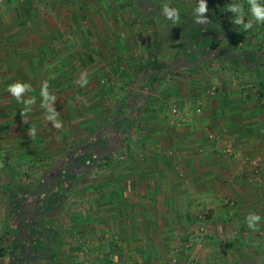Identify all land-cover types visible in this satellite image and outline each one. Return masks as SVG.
<instances>
[{
  "label": "crops",
  "instance_id": "obj_1",
  "mask_svg": "<svg viewBox=\"0 0 264 264\" xmlns=\"http://www.w3.org/2000/svg\"><path fill=\"white\" fill-rule=\"evenodd\" d=\"M15 2L13 0L6 5V8H12V13L15 11L13 5H19ZM19 8L18 6L17 9ZM23 8H25L26 16H23L21 23L15 15L11 17V21L6 22L7 24L1 23V26H4L2 31L0 30L1 86L4 84L7 88L16 82L30 85L41 74L44 80L48 77L47 84L53 83V89L56 87L60 89V86L67 82L70 90L76 89L78 83L88 88L93 83L92 78L88 76L89 71L81 78L84 73L79 75L77 65L71 62L75 61L74 53L77 47L61 44L60 37L68 33V30L64 33L60 29L64 21L55 16L56 24L53 30L47 29V21L45 22L44 19L40 21L41 25L38 26L36 23L38 27L34 28L31 25L30 13L35 16L36 11L38 13L40 11L36 10V6L31 10L30 7ZM40 18L43 17L40 16ZM116 20L122 21V27L116 36L115 43L122 42L124 37L125 40L133 37L132 15L130 14L129 18L124 15L120 18L117 15ZM107 47L105 50L112 54L124 52L127 48L125 45H119V49H115L113 44ZM131 52L134 56H138L135 50L131 49ZM136 60L138 61L133 64L140 68L141 58ZM99 65L104 66L102 63ZM118 65L119 59L110 67L117 70ZM261 65H264V62ZM261 65L258 64L257 68L260 69ZM33 68H36L37 76H34ZM38 68L43 69V72H40ZM99 72L104 76V70H98L95 73ZM221 73L227 72L219 70V74ZM260 73L262 75L264 72L260 71ZM99 75L95 74L97 78ZM109 75H113L112 71ZM137 75L130 78L136 79ZM226 75L229 78L224 79L222 93L218 91L220 87L216 84L213 87L217 90L213 94H210L208 89L207 92L195 97L194 86L189 83L185 86L180 81L176 83L175 80L151 83V78L147 79L145 87L141 89L143 93H149V101L146 103L147 110L144 111L140 102L141 97L139 98L138 112L141 113V118L135 123L130 145L131 149L140 146L139 149L148 148L153 152L150 151V157L148 152L144 157H140L138 152L140 160L130 154L121 158L125 165L118 176V179L122 181L120 184L122 187H113L110 184L105 187L103 195L106 197V202L102 204V216L95 223L99 226L97 228L101 229L97 232L100 235H97L98 239L95 242H100L105 248L114 244L113 248L121 252L120 258L129 260L127 264H174V258H177V264H216L217 255L225 252L213 248L211 246L213 242L237 240L238 233L243 236L242 239L257 243L264 242V98L262 99L255 91L251 83L254 79H251L249 75H245L244 78L237 73ZM125 80L121 77V82H117L118 86L109 88L112 86L109 84L102 101L99 96L94 97L92 102L87 104L89 110L86 111L85 116L92 128L100 123L106 124L110 113L114 111L109 112L110 107L114 108L115 103L121 101L124 95ZM174 85L176 87H173ZM196 89H200V83ZM27 94L26 90L23 98L28 99ZM49 94L55 96V100L59 102L63 98L55 91L54 94ZM69 95L70 99L76 98L71 93ZM39 97L42 99L41 95ZM67 97L68 95L65 94L64 99ZM199 103L202 104L201 113L196 112ZM176 104H180L182 112L189 113V120H174L171 116V108ZM52 106L57 105L53 102ZM8 108L7 110L5 108L6 116L17 114L14 106ZM123 109L122 106L120 110L123 111ZM75 110V120L79 122L76 117L78 110ZM24 118L26 119V117L21 119L24 120ZM11 126L13 130H20L19 125L11 124ZM91 130L93 132V129ZM191 132L195 135L192 136ZM145 135L146 139L143 137ZM228 137L233 140L238 156L229 157L223 152V143ZM165 138L167 141L164 140ZM163 147H166L167 154L174 152L172 155L166 154L169 157L167 159L169 163L163 156L154 155ZM246 158L260 159L259 171H255ZM121 159L119 162H122ZM176 159L180 160L183 166L188 165L185 166L187 169H190V165L198 159L196 161L197 176L188 173L186 178L187 184L193 186V192L184 187L186 181H183L181 175L176 172L179 180L175 181L170 170L173 164L177 163ZM130 183L133 184L130 186ZM179 183L183 188H178ZM194 193L200 200L206 197L214 198L211 207L203 208L206 211L203 213L208 214L205 224L216 234L214 240L209 241L198 235L200 224L198 216L202 214H196L198 208L182 206L181 200L176 203L172 201L175 197L192 196ZM127 195L135 197L133 206H129L122 200L126 199ZM249 213L258 214L262 218L257 231L247 227L245 218ZM177 228L188 230L181 235L182 230L177 231ZM190 237H193L195 243L200 244L193 250L196 260L184 254L175 256L172 253L174 247L189 241ZM225 254L229 256V259L222 264H231V255Z\"/></svg>",
  "mask_w": 264,
  "mask_h": 264
},
{
  "label": "trees",
  "instance_id": "obj_2",
  "mask_svg": "<svg viewBox=\"0 0 264 264\" xmlns=\"http://www.w3.org/2000/svg\"><path fill=\"white\" fill-rule=\"evenodd\" d=\"M158 1L118 0L130 9L133 37L128 40L124 37L114 45L115 49L119 45L127 47L118 53L117 67L126 80L124 95L113 106L115 109L110 107L109 112L114 111L106 124H97L93 132L88 131L86 137L67 148L59 158L27 173H22L0 154V173L6 176L8 196V225L0 236V264H97L63 256L56 239L61 237L70 198L78 185L111 168L131 151L135 123L141 118L140 97L141 106L147 110L149 93L141 90L147 79L151 78V83L169 82L181 78L185 72L204 77L220 70L243 78L249 75L254 79L251 83L255 91L264 98V73L261 75L257 68L263 63L262 54L247 49L253 41L241 26L233 23L235 14L226 11L228 6L242 5L244 19H251L246 0H206L209 23L200 25L194 23L193 13L198 0H188L178 8L180 18L175 23L166 18ZM258 2L261 4L263 0ZM257 27L260 26L254 22V28ZM137 36L143 38L138 40ZM138 42H143L142 50ZM131 49L137 50V55L140 51L144 53L140 68L133 64L140 55L134 56ZM81 70L79 75L85 67ZM134 75L138 77L131 79ZM102 77L103 73L99 80ZM76 117L80 119L79 112ZM44 236L50 238L47 246H44ZM7 238L9 244L4 246ZM211 246L229 253L231 264H264V242L227 239L213 242Z\"/></svg>",
  "mask_w": 264,
  "mask_h": 264
},
{
  "label": "rangeland",
  "instance_id": "obj_3",
  "mask_svg": "<svg viewBox=\"0 0 264 264\" xmlns=\"http://www.w3.org/2000/svg\"><path fill=\"white\" fill-rule=\"evenodd\" d=\"M15 1V3L18 2L19 5H13L15 7L14 13L11 11L12 8H6V5L10 2H13V0H8L7 3L5 2L6 4L4 3V5L0 8V30L2 31V28L4 27L3 25L1 26V23L3 22V24H7L6 22H8V20L11 21V17L13 18L14 15L16 18L20 19L19 22L21 23L23 16H26V12L24 11L25 8H23L24 6L28 8L30 7V10L36 6V10L40 11L39 13L36 11L35 16L32 15L33 13H30V20H32L31 25L34 26V28H37L39 25H41L40 21L44 19L45 22L47 21V29L53 30V26L56 24L54 22V17L56 16L58 19L61 18L64 22L62 27L58 28H60L64 33L68 30V33H62L63 35L60 37L62 41L61 44L67 46L75 45V47H77V53H74L76 55L75 61L73 60L71 62L72 64L77 65L78 71H83L81 69L85 67L83 72L84 74L81 76V78L84 77L89 71L88 76L92 78L93 82L88 86V88H86L84 84L78 83L76 89L72 88V90L69 89L68 82L62 84L60 89L57 87L56 89H53V83H50L51 85L48 84L49 93L54 94V91L58 92L63 98L60 102L58 100H50L49 102L44 103L43 98L41 99L39 95H41V87L45 82L49 81V79H47L48 77L46 75L45 76L47 78L45 80L42 78L43 76L41 74L37 76V70L36 68H33V74L34 76H37V78L35 82H32L33 84L30 83L31 90L30 93L28 91L27 94L29 96L28 99H35V103L33 105H26L23 102H18L14 97L11 95L9 96L10 93L7 91L8 87L6 88L4 84H2V86L0 84V154L10 163L14 164L18 169H20L22 173H27L29 170L47 165L56 158H59L60 154L64 153L67 148L71 147L77 141L86 137L88 130L92 129L91 123H88L87 117L85 116L86 111L89 110V106L87 104L91 103L94 97L97 98L100 96V101H102L103 96H105L107 91V86L109 84L112 85L109 86V88L118 86L117 82H121L120 79L122 77L121 74V76L118 75V70H114L110 67L111 65L118 62V53L113 52L112 54V52L105 50V48H108V45L113 44L114 46L116 44V36L118 32L120 33L122 27V21L116 20L117 15L120 18H122L123 15L126 18H129L131 12L129 8L124 7L117 0ZM158 2L160 3L159 6L161 9H163L165 5H168L169 7L175 6V8L178 9L183 4L188 2V0H159ZM21 4H23V6ZM261 4L264 5L263 2ZM18 6L20 7L19 9H17ZM40 16L43 18L41 19ZM67 17L69 18L67 19ZM36 23L38 26H36ZM258 26L260 27H253L252 29L245 32L247 36L253 41L252 45L248 46L247 49L257 50L260 52V54H262V61L264 62V24H258ZM137 38L138 40H141L143 36H137ZM138 43L139 50H142L143 42ZM65 54L67 58V52ZM143 54L144 53L140 51L139 58H141ZM101 63L104 64V66L101 67L99 65ZM87 65L88 70L86 71ZM38 69L40 72H43V69ZM98 70H104V76L102 77L103 80H99V78L95 76V74H101V72L94 73ZM111 71L113 75L110 76L109 73ZM260 71L264 72V65H261ZM226 74L227 73L219 74V71H215L212 73V75L203 77L197 73L190 74L185 72L181 78H175V81L176 83L177 81L182 82L183 86H185V84L187 85V83H189V85H193L194 96L197 97L202 93L207 92L208 89L209 93L213 94V91L217 90H213V86L216 84H218L220 87L218 91L222 93L224 90V79L226 77L229 78V76ZM39 81H41V83H39ZM62 81L64 82L65 80ZM173 81L174 80L171 82ZM197 82L200 83V89H196L198 88L199 84ZM173 87H176V85ZM70 93L76 98L70 99ZM65 94L66 96L68 95L67 99H64ZM23 100L27 99L23 98ZM53 102L56 103V107L52 106ZM9 106H14V110L16 111L15 113L17 114L13 116H6L7 112L5 113V111L9 109ZM24 108L31 110L26 116H24L26 117L24 120H26L27 123H24L21 119L23 117H21L20 113ZM50 109H54L55 112L59 113V117H56V119H59L62 124L59 129L53 127L52 123L45 119V116L49 114ZM74 109H76L75 111L78 110L77 112L83 113V115L81 114L79 122H76L75 120ZM11 124L16 126L19 125L20 130H13ZM32 127L36 129V133L34 136L30 137L28 135V130ZM191 135L194 136L195 134L191 132ZM143 137L145 138L146 135ZM164 140L167 141V138ZM28 146L29 148H27ZM139 147L140 146L131 149L129 154L133 155V157L138 160H140L138 156L139 153L140 157H144L146 152H148V156L150 157L151 152H153L151 149H139ZM166 152V147H163L158 152L154 153V155L163 156L166 159V162L169 163L167 160L169 157L166 156ZM173 153L174 152L172 151L169 154L172 155ZM129 154L125 156H128ZM197 160H195L192 165H190V169H187L185 166L188 165L183 166V163L176 159L177 163L173 164V167L170 170L173 173V177H175V181L178 182L179 180L178 176L175 174L176 172L181 175V179H184L183 181H186L184 187L192 192L193 186L191 187V184H187L186 178L188 173L190 175L194 174L195 177L197 176ZM121 161L123 162L124 160L121 159ZM122 162H118L111 168L102 170V172L86 178L80 183V185H78L76 190L73 191V194L70 198V204L68 206V212L65 215L66 222L63 224L61 237L58 239L55 238L57 246L60 248L63 256L72 259H79L80 261H85L87 263L110 264V261L108 260L109 258L107 259V257H110V255L114 253L115 257L117 258V262L115 264L128 263L129 260L127 261V259H124L123 257L120 258L121 252H118V249L113 248L114 244L110 245L108 248H105L100 242H95V240L98 239L97 235H100V233L97 232L101 231L100 228H97L99 226L95 223L99 221V217L102 216V204L106 202V197L103 195V192H105V187H107L108 184L112 185L113 187H122V185H120L122 181L120 178L118 179L121 169L125 166L124 162ZM6 181V176L0 173V236H3V233L5 229H7L8 225V218L6 216V209L8 207ZM117 183L119 184L117 185ZM132 184L133 183H130V186ZM178 186V188H183L181 183H179ZM134 198V196L127 195L126 199L122 200L129 206H133L135 204ZM198 199L199 197L196 193H194L192 196L175 197V199L172 201L175 203L182 201L180 203L182 206L185 205L194 209L198 208L199 210L196 211L197 215L203 212L206 213L205 209L212 206L214 198L206 197L205 199H199V201H197ZM176 230H182L180 231L182 233L181 235H184L185 230L187 231L188 229L177 228ZM16 231V233H18V230ZM75 231L83 234V236L89 240L90 252L88 254H81L79 245L74 240L73 233ZM236 237L242 239L243 236H240V233H238ZM250 237L252 239L254 238L253 236ZM48 239L50 238L44 236V246L48 245V243H46L48 242ZM3 242L4 246L8 245V238ZM227 259H229V256H227L225 253H222L217 255L215 262L216 264H222L225 263Z\"/></svg>",
  "mask_w": 264,
  "mask_h": 264
},
{
  "label": "clouds",
  "instance_id": "obj_4",
  "mask_svg": "<svg viewBox=\"0 0 264 264\" xmlns=\"http://www.w3.org/2000/svg\"><path fill=\"white\" fill-rule=\"evenodd\" d=\"M249 5V12L251 14V19L247 21L244 19L245 12L242 5H231L226 8V11H231L235 14V19L233 21L234 24L241 26L245 31H248L254 27L255 24H264V5L260 4L258 0H246ZM208 12V6L206 0H198L197 6L194 8L193 13L195 14L194 23L197 25L200 24H208L209 19L206 16ZM163 14L167 19L172 20L174 23L179 21V11L177 9L171 8L168 5L163 7ZM48 84L45 82L41 87V97L43 98V102L47 103L50 100L54 101L56 99L55 96H50L48 91ZM31 90V85L16 82L8 86L7 91L10 93L12 97H14L18 102H23L26 105H33L35 103L34 98H29L27 100H23V96L25 92ZM29 109L24 108L21 111V117L27 115ZM59 113L55 112L54 109L49 110V114L45 116V119L52 123V126L59 129L62 124L59 119ZM24 123H27L26 120H23ZM36 133V129L34 127L29 128L28 135L30 137L34 136ZM261 216L255 213H249L245 218V222L247 227L252 231L258 230V224L261 222Z\"/></svg>",
  "mask_w": 264,
  "mask_h": 264
},
{
  "label": "built area",
  "instance_id": "obj_5",
  "mask_svg": "<svg viewBox=\"0 0 264 264\" xmlns=\"http://www.w3.org/2000/svg\"><path fill=\"white\" fill-rule=\"evenodd\" d=\"M6 2V0H0V8L4 5V3ZM264 3V0H263ZM216 88L214 87L213 90H215ZM215 92V91H213ZM197 113H201L202 112V104L199 103V105L197 106L196 109ZM171 116L174 118L175 121H185V120H189L190 115L188 112L183 111L180 107V104H176L171 108ZM223 152L225 153V155L231 157V156H238V153L236 152L233 140L231 138H226L224 140L223 143ZM142 156V155H141ZM246 161H248V163L255 169V171H259L258 168L261 165L260 164V159L258 158H246ZM199 228L197 233H199L198 235H201L203 239L206 240H214L216 238V234L208 229V227L205 224V220H206V214L202 213L199 216ZM74 235V240L76 243H78L79 245V249L81 254H88L90 252V246H89V240L87 238H85L83 236V234L78 233L77 231H75L73 233ZM193 237H190L189 241L185 242L184 244L181 243L178 244L177 246L174 247L172 253L176 256H178L179 254H184V255H188L191 259H195L194 257V252L193 250L196 249L197 247L200 246V244L195 243V241L192 239ZM197 258V257H196ZM196 260V259H195ZM109 261L110 264H115L117 262V258L115 257L114 254H111L109 257ZM174 264H177L178 260L177 258H174L173 260Z\"/></svg>",
  "mask_w": 264,
  "mask_h": 264
}]
</instances>
